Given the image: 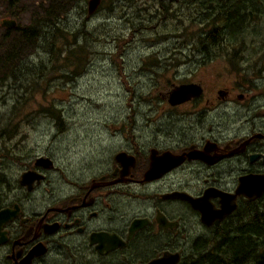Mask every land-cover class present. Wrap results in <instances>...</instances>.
Segmentation results:
<instances>
[{
	"label": "rangeland",
	"instance_id": "rangeland-1",
	"mask_svg": "<svg viewBox=\"0 0 264 264\" xmlns=\"http://www.w3.org/2000/svg\"><path fill=\"white\" fill-rule=\"evenodd\" d=\"M10 1L0 0V21L14 18L20 27L30 22L29 7L35 5L43 15L42 5L49 3ZM56 1L67 9V13H61V27L68 32L59 39L60 54L50 57L40 49L20 45L16 53L28 66L23 74L18 73L16 84L14 79L2 81L10 69L0 64V128L8 127L10 131L6 136L0 135V152L6 156L0 172L10 182L14 183L19 168V159L15 158L51 154L68 173L77 170L80 163H107L117 148L112 133L122 126L143 130L144 134L157 126H186L189 121L178 117L191 107L170 106L165 97L173 84L183 81L201 83L205 97L211 100L216 97L215 91L223 88L248 94L245 101L233 98L229 104L217 98L213 109L209 108V128L220 141L237 128L240 133L248 132L252 122L258 125L264 121L254 118L258 110L264 113L260 106L264 97L256 103L253 92L244 91L253 87L250 82L256 71H264V15L254 17L243 31L248 47L243 50L242 60L232 65L223 51L205 58L206 46L202 44L208 22L202 16L206 10L200 15L189 11L175 19L154 15L159 0H133L126 7L120 0H102L96 13L89 15L88 0ZM204 1L199 8L205 9ZM114 6L116 14L125 11L128 16L120 20L110 17L107 8ZM6 31L0 26V41ZM73 42L71 46H80L81 53L76 50L78 53L65 61L62 53ZM32 63L43 66L37 71ZM24 70L28 75H24ZM50 110L55 114L48 113ZM174 184L177 186L178 181ZM122 206L123 212L129 211L130 206ZM209 233L203 226L193 224L192 218L185 219L176 231V246L195 260V249L204 242L194 249L195 238ZM58 260L59 257H49L48 264H64Z\"/></svg>",
	"mask_w": 264,
	"mask_h": 264
},
{
	"label": "flooded vegetation",
	"instance_id": "flooded-vegetation-1",
	"mask_svg": "<svg viewBox=\"0 0 264 264\" xmlns=\"http://www.w3.org/2000/svg\"><path fill=\"white\" fill-rule=\"evenodd\" d=\"M120 1L126 7L133 0ZM201 1L159 0L153 13L175 19L193 10L200 15L206 10L199 8ZM101 5L102 0L98 7ZM116 9L107 8L110 17L120 20L128 16L125 11L116 14ZM251 80L253 87L244 91L253 92L257 103L264 97V71L257 70ZM187 83L193 82L183 81L173 87ZM198 84L202 91L184 102L171 105L165 95L170 106L191 107L178 117L189 121L186 126H157L147 129L149 134L122 126L112 133L117 148L107 163H80L77 170L67 173L51 154L15 158L19 168L14 183L0 172V210H10L0 226V264H48L49 257H59L64 264H148L167 252L180 254V261L174 264H193L192 254L186 255L176 246V231L185 219L192 218L193 224L203 226L210 235L229 220H238L253 204L261 203L264 192L251 200L236 191L241 177L264 174V113L258 110L254 117L263 121L261 124L252 122L248 132L240 133L237 128L220 141L206 118L215 99L229 104L233 98L245 101L248 94L223 88L215 91L211 100ZM260 106L264 107V99ZM39 157L49 162L37 163ZM5 158L0 152V169ZM28 172L36 177L21 184L22 174ZM175 192L201 199L199 203L213 215L222 204L235 207L207 224L201 211L186 199L173 198ZM122 205L130 206L129 211L123 212ZM134 220H141L142 226L129 238ZM110 235L123 243L110 249ZM195 239L193 247L206 237Z\"/></svg>",
	"mask_w": 264,
	"mask_h": 264
},
{
	"label": "trees",
	"instance_id": "trees-1",
	"mask_svg": "<svg viewBox=\"0 0 264 264\" xmlns=\"http://www.w3.org/2000/svg\"><path fill=\"white\" fill-rule=\"evenodd\" d=\"M12 1L17 3L19 0L10 2ZM48 2L47 6L42 5L43 15L35 5L29 7L31 19L26 26L20 27L17 23L14 29H6V34L0 41V64L4 63V66H8L7 70L10 69V72L1 78L3 82L14 79L16 84L18 73L23 74V69L28 66L25 61L22 64V59L16 53L20 45H27L32 50L40 49L50 57L60 54L59 39L63 37L65 31L68 32L67 28L61 27V13H67V9L57 4L56 0H48ZM204 2L205 9L210 11L202 17L208 22V30L203 32L206 35L202 44L206 46L205 58L214 56L217 51L218 53L227 51L228 60L231 59L232 65H237L242 60L243 50L248 47L244 41L243 31L254 21V17L264 15V0H205ZM11 31L15 32L16 37L11 36L9 33ZM64 39L68 38L64 37ZM68 45L70 47L62 53L65 61L75 56L80 47L73 48L71 45H74V42ZM237 48L240 53H237ZM238 54L241 55L238 57ZM32 65L37 71L43 66L33 63ZM33 73L37 75L36 72ZM25 74L28 75L24 70ZM48 113L55 114L52 110ZM2 117L0 115V118ZM9 132L8 127L0 128V135L6 136ZM238 218V220H229L226 224L220 225L222 227L205 236L206 239L201 247L195 249L197 258L192 260V263L264 264V199L261 203L253 204L249 212Z\"/></svg>",
	"mask_w": 264,
	"mask_h": 264
},
{
	"label": "water",
	"instance_id": "water-1",
	"mask_svg": "<svg viewBox=\"0 0 264 264\" xmlns=\"http://www.w3.org/2000/svg\"><path fill=\"white\" fill-rule=\"evenodd\" d=\"M87 3H88L87 13L92 14L100 4V0H88ZM0 25L1 27L3 26L7 29H14V27L17 26V21L14 18L13 19L4 18L1 20ZM201 91L202 89L198 83H187L184 85L175 86L168 93L169 103L173 105L176 103L184 102L185 100L189 99L192 96H197L198 93H200ZM44 161L49 162L48 158L46 157L37 158V163H43ZM147 175L150 176V173H148ZM35 177L36 174L33 172L23 173L20 179V183L21 184H24L26 182L30 183V181H32V179ZM263 192H264V174H260V175L248 174V176L241 177L236 191V193L242 194L247 198H250L251 200L259 198ZM171 196L173 198L179 197L182 199H186L189 203L192 204V206L195 209H199L202 214V220H204L207 224H209L210 221L214 220V218L224 217L227 214V212H229L230 210H232V208L235 207V204L228 208L222 204L221 209L216 211L214 210L215 212L213 215L211 209H209L205 205H202V202L199 203L201 199H195L183 192L181 193L175 192L172 193ZM9 211L10 210L7 209L0 210V226L9 217ZM207 217L209 218V221H207L206 219ZM141 226H142L141 220H134V222L130 226L129 238L131 237L133 231H135L137 228ZM109 237L111 239L110 249H116L121 243H123L115 235H110ZM179 261H180L179 253L172 254L167 252L164 256L157 258L156 260H153L148 264H174V263H178Z\"/></svg>",
	"mask_w": 264,
	"mask_h": 264
}]
</instances>
